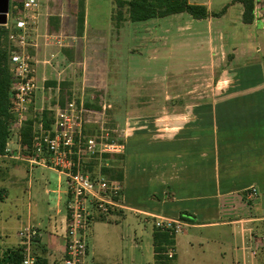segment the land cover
I'll return each instance as SVG.
<instances>
[{
	"label": "crops",
	"instance_id": "obj_1",
	"mask_svg": "<svg viewBox=\"0 0 264 264\" xmlns=\"http://www.w3.org/2000/svg\"><path fill=\"white\" fill-rule=\"evenodd\" d=\"M193 1L194 4L201 3L200 0ZM256 1L257 5L262 2ZM14 2L15 0H12L11 4ZM70 2L39 0L36 12L38 26L28 47L33 48L35 52L28 54L35 64L36 92L31 108L36 112V116L42 115L46 110L55 113L59 107L58 102L52 101L50 105L47 103L50 99L47 98L46 92V86L50 83L48 80H53L57 68L53 67L50 55L49 61L46 62L40 61L38 55L44 47V38L48 43L49 39L62 38L67 43L64 49L76 48L75 40L78 38L68 34L69 28L66 27L68 23L70 27L77 26V5H66ZM88 5L89 0H86L85 32ZM207 8L209 11L212 9L211 0ZM18 13L19 10L14 6V14ZM242 14L243 6L241 19ZM206 22L211 26L213 19H207ZM241 26H254L263 31L264 19H259L256 15L253 25L248 26L241 22ZM13 27L14 25H9L8 19L7 28L12 31ZM183 30L178 29L176 34L181 38L185 36L187 40L193 37L202 38L205 35L201 30ZM235 34L231 38H235ZM207 35L211 53L219 50L213 40L217 38V41L221 42L227 38L226 34H217L214 37L210 30ZM69 51L71 53V50ZM204 68L203 66L202 70ZM54 80L51 82L60 81ZM194 80L186 79L184 82L188 87L187 93L176 92L167 96L166 101L174 103L171 105L172 109L168 111V115L159 113L157 117L160 119L153 128H133L140 126V118L145 117L141 111L139 115H129L126 118L124 135L119 142L124 145V155L109 157V166L105 169L122 175L124 208L112 212L103 222H97L118 223L120 218L131 214L151 225L154 235L156 219L181 221V215L187 214L195 219V224L183 222L185 224L180 234H183V239H187L191 248H194L195 244L204 246L202 242L205 241L207 247L204 253L208 250L212 257L219 261L225 260L227 249L241 264H257L260 256H264V109L262 111L258 107H250L249 111H244L232 106L237 93L229 92L236 91L231 88L236 85L230 83V77H222L214 83L217 90L222 84L224 87L213 95L210 92L196 94ZM201 81L204 85L205 79L202 78ZM63 82L62 80L59 84ZM39 83L42 84L41 90ZM56 93L59 91L56 90ZM181 102L186 105L180 110L176 104ZM9 146L14 151V156H0V202L7 201L9 197L18 201L23 194L26 195L29 201L27 219L20 223L18 233L27 226L35 227L40 235L36 244L37 255L47 264H62L69 226L65 177L49 168L32 169L25 160L29 153L21 146L19 131L12 135ZM253 189L257 191L256 198L251 201L254 214L241 216V211L245 209L244 203L246 199L249 201L248 195ZM52 195L57 196L54 213L50 199ZM143 202L151 207L144 206ZM235 212L237 213L233 214ZM94 224L87 264H90L91 260L94 262ZM185 228L215 232L211 238H201L190 235ZM180 234L176 237L177 251ZM236 241H239L240 246L236 245ZM19 248L21 241L13 250Z\"/></svg>",
	"mask_w": 264,
	"mask_h": 264
},
{
	"label": "rangeland",
	"instance_id": "obj_2",
	"mask_svg": "<svg viewBox=\"0 0 264 264\" xmlns=\"http://www.w3.org/2000/svg\"><path fill=\"white\" fill-rule=\"evenodd\" d=\"M70 1L66 5H77V0ZM118 1L129 0H89L87 31H84L83 38L76 37L77 26L74 28L70 27V23L67 24L68 34L78 38L75 40L76 48L68 49L71 53L63 52L67 43L62 38L49 39V43L46 38L43 39L44 47L38 59L46 62L50 55L52 65L57 71L53 80L48 82L60 80L55 82V86H46L49 105L52 101L57 103L59 100L60 92L56 93V90L60 91L59 83L62 80L63 83H69L65 94H71L69 98L75 110L78 105H83L84 110L86 109L84 117L88 122L87 132L93 136L104 133L116 142L122 141L129 115H139L141 111L145 117L140 118V126L133 128L148 126L149 129L160 119L157 117L159 113L168 115L174 103L166 101L167 96L176 92L187 93L188 87L184 84L186 79H195L193 85L196 94L210 92L213 95L224 87L222 84L217 90L214 83L222 77H230V83L236 85L231 88L236 91L229 92L237 93L232 106L244 111H249L250 107H258L263 111L264 30H257L254 26H241L242 6L237 2L239 0H211L210 12L219 14L227 8L222 17L211 18V26L207 20H194L186 14L131 23L127 20L126 9L120 8ZM261 1L256 7V15L259 19H264V0ZM19 2L21 0H17L18 4ZM119 11L124 12L123 21H118ZM16 15L14 4H11L9 25H14ZM177 28H187L190 32L201 30L205 35L187 40L185 36L181 38L176 34ZM208 30L214 37L217 34H226L227 37L221 42L214 38L213 42L219 50L212 53L209 52ZM234 33L235 38H231ZM33 51V48H28L26 52L35 54ZM70 55L73 56L71 61ZM203 66L205 68L202 70ZM202 78L205 79L204 85ZM39 84L41 90L42 84ZM86 105L93 108L87 110ZM176 105L181 110L186 103ZM35 113L31 108L26 124L35 120ZM16 124L14 119L15 132V129H19ZM119 164H122L121 160ZM50 199L54 213L57 196L52 195ZM28 204V197L24 194L18 201L9 197L7 201L0 202V260L3 259L2 253H7L19 245L18 230L20 223L27 219ZM142 204L151 207L146 202ZM95 223V256L94 262L91 260L90 264H154L151 225L131 214L120 218L118 223ZM185 231L201 238H211L215 232L187 228ZM179 239L178 251L175 249L174 252H177L176 264H241L227 249L225 260L219 261L208 250L204 253L207 247L205 241L202 242L204 246L195 244L191 248L187 239H183V234L179 235ZM236 245L240 246L239 241H236ZM257 264H264L263 254Z\"/></svg>",
	"mask_w": 264,
	"mask_h": 264
},
{
	"label": "built area",
	"instance_id": "obj_3",
	"mask_svg": "<svg viewBox=\"0 0 264 264\" xmlns=\"http://www.w3.org/2000/svg\"><path fill=\"white\" fill-rule=\"evenodd\" d=\"M200 1L201 6L207 7L210 0ZM22 4L10 36L15 49L11 56V113L19 128L15 130L19 132L28 121V113L36 92L35 66L26 51L37 30L36 12L39 0H23ZM86 112L83 105H78L77 110L71 103L65 109L57 107L52 130L45 131L41 124L36 126L39 137L32 149L27 150L29 155L25 158L32 169L49 168L65 177L69 226L62 264H87L92 225L124 208L123 182L108 179L102 174L109 166V157L124 155V145L104 133L100 136L90 135L86 128L88 122L84 117ZM5 155L14 156L9 143ZM256 196L257 191L253 189L248 195L249 201ZM156 220L155 228L158 230L171 231L176 235L183 232L185 223L182 221ZM39 236L38 230L33 226H27L18 233L22 248L21 264H38L36 244ZM167 255L172 258L174 251L169 250Z\"/></svg>",
	"mask_w": 264,
	"mask_h": 264
},
{
	"label": "trees",
	"instance_id": "obj_4",
	"mask_svg": "<svg viewBox=\"0 0 264 264\" xmlns=\"http://www.w3.org/2000/svg\"><path fill=\"white\" fill-rule=\"evenodd\" d=\"M17 0L13 3L15 7L19 6L22 10L23 4ZM243 6L242 23L244 25L251 26L256 20V0H239L237 1ZM120 8L126 9L127 20L131 23H142L155 19H165L172 16L186 14L194 20L202 21L210 18L222 17L226 9L221 13H213L208 10L207 7L193 4L189 0H129L118 1ZM77 22L76 36L83 38L86 24V0L77 1V11L75 13ZM125 19L124 12L119 11L118 21ZM54 20V19H52ZM11 31L7 26H0V156H5L7 144L9 143L13 135V123L14 116L11 113L12 108V71H11V56L15 49L10 41ZM65 54H69L70 51L64 49ZM70 61L73 60V56L70 55ZM56 85V83H48L50 85ZM69 83H61L60 97L58 100V106L65 109L68 104L71 103V94H65V90L68 89ZM87 110H91L89 105L85 106ZM55 114L52 111H44L42 115L36 116L29 121L19 132L21 137V146L25 150H31L34 142L39 137V131L36 128L37 125H42L45 131L52 130V126L55 122ZM102 174L111 180H122V175L119 173H112L108 170H103ZM246 196V195H245ZM245 209L241 211L242 215H253L251 209V201H245ZM237 212L233 213L236 214ZM182 222H188L189 224H195V219L187 214H182L180 217ZM100 221H104L101 219ZM176 237L177 235L171 231H161L156 229L153 235V247H154V264H176L177 256L174 254L172 258L168 257V251L175 252L176 249ZM37 255V253H36ZM38 264H47L37 255ZM22 262V248L9 251L4 255V258L0 260V264H21Z\"/></svg>",
	"mask_w": 264,
	"mask_h": 264
},
{
	"label": "water",
	"instance_id": "obj_5",
	"mask_svg": "<svg viewBox=\"0 0 264 264\" xmlns=\"http://www.w3.org/2000/svg\"><path fill=\"white\" fill-rule=\"evenodd\" d=\"M11 10V0H0V26H7Z\"/></svg>",
	"mask_w": 264,
	"mask_h": 264
}]
</instances>
